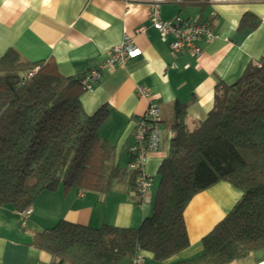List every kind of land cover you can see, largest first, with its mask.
Here are the masks:
<instances>
[{"label":"trees","instance_id":"obj_1","mask_svg":"<svg viewBox=\"0 0 264 264\" xmlns=\"http://www.w3.org/2000/svg\"><path fill=\"white\" fill-rule=\"evenodd\" d=\"M253 19L245 16L240 28ZM82 81L62 75L54 62L24 61L13 49L0 58V207L23 212L45 193L69 189L106 196L127 174L117 164L115 147L99 134L108 109L85 112ZM214 101L207 119L193 128L181 121L186 105L176 106L152 213L140 227L93 228L61 220L37 233L33 245L52 254L53 264L134 258L133 264L144 252L160 264H228L254 252L264 255V58L236 82H220ZM130 175L138 206V173ZM220 182L241 190L242 198L204 237L201 255L167 262L191 245L188 204Z\"/></svg>","mask_w":264,"mask_h":264},{"label":"crops","instance_id":"obj_2","mask_svg":"<svg viewBox=\"0 0 264 264\" xmlns=\"http://www.w3.org/2000/svg\"><path fill=\"white\" fill-rule=\"evenodd\" d=\"M155 10L162 21L181 17L206 24L216 39L199 42L200 56L185 52L175 58L170 47L173 37L162 42L153 27ZM247 15L254 17L249 25L259 20L258 27L240 28ZM143 26L146 32H139ZM126 37L133 39V47L141 55L105 73L92 91L82 95L81 102L89 115L108 109L99 134L115 147L117 164L127 174L114 182L106 196L84 189L63 190L62 200L42 196L29 217L10 205L0 207V264H53L55 257L33 242L37 233L61 220L93 228L105 223L138 228L152 213L156 192L153 186L136 205L139 197L129 183L131 171L128 173L136 121L151 103L160 107L161 147L149 154L145 166L146 175L154 179L169 154L176 106L186 105L181 121L193 128L213 109L220 82H236L251 63L264 58V0H0V58L13 49L24 61L54 62L62 75L84 78L105 63ZM140 88L147 96L140 95ZM242 196L229 182L197 194L185 210L191 245L167 262L201 255L204 237ZM141 256L144 264L146 259L153 260L149 253ZM133 260L130 258V264ZM228 264H264V255L254 252Z\"/></svg>","mask_w":264,"mask_h":264},{"label":"built area","instance_id":"obj_3","mask_svg":"<svg viewBox=\"0 0 264 264\" xmlns=\"http://www.w3.org/2000/svg\"><path fill=\"white\" fill-rule=\"evenodd\" d=\"M153 27L159 32L162 42H168L169 37H173L171 42L172 54L175 58L180 57L185 52L197 57L202 54L199 42L206 39L212 42L216 39L212 29L206 24H194L181 17L172 21H162L159 19L158 11L152 14ZM139 32H146V28L140 27ZM133 39L126 37L125 41L115 47L108 60L100 66L92 69L84 78L83 85L87 92L92 91L100 82L105 73L113 71L117 65L124 64L129 58L138 57L141 51L133 47ZM36 71H38L36 69ZM141 96L146 95L143 88L139 89ZM149 95V94H148ZM147 96V95H146ZM161 109L155 104L149 105L146 113L138 118L135 123L134 143L130 147L131 160L129 169L138 173V195L145 199L153 189V178L146 175L145 166L150 153L158 152L161 147ZM33 212V207L23 211L26 217ZM145 260L139 256L135 264H144Z\"/></svg>","mask_w":264,"mask_h":264},{"label":"rangeland","instance_id":"obj_4","mask_svg":"<svg viewBox=\"0 0 264 264\" xmlns=\"http://www.w3.org/2000/svg\"><path fill=\"white\" fill-rule=\"evenodd\" d=\"M175 112V111H174ZM169 122V121H168ZM175 122V120L174 121H172V124ZM170 123H168V128H170V125H169ZM165 132H166V136H167V134H168V132H167V130L165 129ZM130 172V169H128V173ZM154 181H153V186H154V192H156L157 191V189H158V186H159V184H160V180H161V176L158 174L154 179H153ZM62 195H63V190H60V193H52V192H49V193H45L44 195H43V197H44V199H49V197H58V198H60L61 200H62ZM42 197V198H43ZM45 197H48V198H45ZM39 200L40 199H38V202H39ZM40 204V203H39ZM60 208H62V206H59ZM141 222H142V220L140 221V223H138V226L140 227L141 226ZM146 262H147V264H155L156 262H154L153 260H151V259H146ZM120 264H130V258H124V259H122L121 260V262H120Z\"/></svg>","mask_w":264,"mask_h":264},{"label":"bare ground","instance_id":"obj_5","mask_svg":"<svg viewBox=\"0 0 264 264\" xmlns=\"http://www.w3.org/2000/svg\"><path fill=\"white\" fill-rule=\"evenodd\" d=\"M132 172V171H131Z\"/></svg>","mask_w":264,"mask_h":264}]
</instances>
